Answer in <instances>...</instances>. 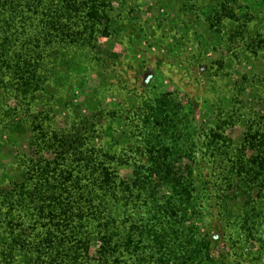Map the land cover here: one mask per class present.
<instances>
[{
    "label": "rangeland",
    "instance_id": "rangeland-1",
    "mask_svg": "<svg viewBox=\"0 0 264 264\" xmlns=\"http://www.w3.org/2000/svg\"><path fill=\"white\" fill-rule=\"evenodd\" d=\"M47 1L58 0H41L36 21L52 20ZM78 1L94 31L78 34L71 9L64 36L90 45L55 48L42 69L32 61L21 71L27 79L0 72V264H28L15 238L33 245L46 235L56 168L78 170L89 156L113 172L118 196L106 211L166 234L137 237L149 253L174 250L169 264H264V0ZM28 21L20 26L31 31ZM59 139L70 152L58 150ZM71 176L66 203L89 181ZM37 181L48 196L40 217L30 193ZM201 247L204 255L192 253Z\"/></svg>",
    "mask_w": 264,
    "mask_h": 264
},
{
    "label": "trees",
    "instance_id": "trees-1",
    "mask_svg": "<svg viewBox=\"0 0 264 264\" xmlns=\"http://www.w3.org/2000/svg\"><path fill=\"white\" fill-rule=\"evenodd\" d=\"M82 3L78 0H58L54 5L53 2L47 1L45 3L47 8L46 17L52 20L45 21L44 19L43 21L42 18L36 21L35 14L38 6L40 5L41 8L44 6L41 5L43 4L41 0H0V72L2 66L5 69L9 68L10 74L8 76L10 79L7 78V81H18L21 78H26L21 71H27L29 69L27 65L32 61L36 63L37 68L42 69L39 62L43 64V57L49 56L55 48L66 49L71 44L78 47L90 45L91 40L87 36L79 35L76 39H69L68 36H64L67 32L66 28L71 27V24L66 22L69 19L67 12L70 14L71 9L75 11V14H73L75 20L70 22L75 24L72 26L77 27L78 34L89 32L90 29L94 31L93 27L97 22L88 21V19H85L86 17L81 19L80 17L83 15H78ZM58 9L59 13H56ZM24 18L29 19L28 26L32 28L31 31H28V29L23 30L20 26V21ZM39 22L41 25H39ZM38 28L42 30L44 37L35 36ZM23 35L30 40L29 45L22 41ZM37 57H39V60ZM5 76L6 72L3 75L0 73V81H4ZM34 81L33 79L31 82L34 83ZM59 140V142L56 140L54 142L58 150L62 154L63 152L65 154L70 152L72 146L65 147L62 144V139ZM86 159V164L73 166L78 170H63L57 167L53 180L48 183L49 187L47 188L51 192L50 199L53 202L50 201V206L53 207L51 210L56 212H53L49 220V229L46 235L33 245H30L29 241H26L27 237L23 238L21 233L18 238H15V241L21 246L22 256L24 255L28 264H169L170 257L175 252L174 250L159 246L149 253L147 246L135 242L139 236H143L145 239L146 236H149L160 242L166 236L165 233L151 232V230L137 231L133 225L121 224L115 215L106 211L107 203L118 192L117 187L112 182L113 172L108 168H93L92 163H90L93 160L92 156ZM236 165L239 170H242L244 166L243 154H239ZM83 166L86 167L82 168ZM98 169L100 173H98ZM82 172L89 176V181L81 193L80 200L70 199V203H66L61 199V196L67 187V179L73 175V181H80ZM40 173L50 174L49 171L43 168ZM101 175L107 183L106 185H104ZM181 183V181H178L171 184L173 190L175 189L179 195L185 193ZM43 184L37 181L33 191H30L34 196V200L37 199L40 204L39 211L42 212L38 217L43 215L48 200V196L43 197L42 191H40ZM126 189L131 194L135 192L133 185H127ZM85 192L89 195L87 199L85 198ZM16 193L24 194L22 191ZM11 194L12 191L7 195ZM91 236L99 239L100 245L98 247L92 246ZM15 241L10 243L14 245L10 246V250L7 248V262L9 260L11 262L12 258L15 257L14 250L18 247L15 246ZM189 251L187 250L186 253ZM194 252H198L196 253L197 256L204 255L202 247L199 250H193L192 253ZM31 254H34V257H31ZM197 262L198 264H204L203 260Z\"/></svg>",
    "mask_w": 264,
    "mask_h": 264
}]
</instances>
